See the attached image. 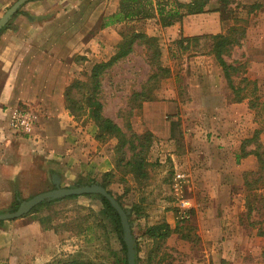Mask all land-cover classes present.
Returning a JSON list of instances; mask_svg holds the SVG:
<instances>
[{"label": "crops", "instance_id": "crops-1", "mask_svg": "<svg viewBox=\"0 0 264 264\" xmlns=\"http://www.w3.org/2000/svg\"><path fill=\"white\" fill-rule=\"evenodd\" d=\"M16 1L0 0V14ZM119 2L31 0L0 30V211L46 192L49 183L99 182L103 174L114 171L111 151L95 140L93 124L82 125L70 115L64 92L76 77L77 56L86 64L95 38L105 46L101 56L105 52L109 57L122 36L139 23L101 27L94 39H89L90 20L107 21L118 12ZM146 22H152L168 41L180 33L184 37L221 33L220 14L215 11L187 16L166 28L157 19ZM190 63V68L196 64V74L190 76L189 87L204 91L200 97L206 103L198 101L199 113L210 119L188 129L195 133L192 138H170L175 131L172 124H153L154 116L176 107L169 101L171 92L165 91L157 101L142 104L144 125L134 128L138 134L150 132L159 143L160 158L168 156L173 174H183L179 189L187 202L186 219H180L183 210L177 203L157 201L151 205L145 201L151 195H144L135 185L133 203L143 212L132 215L130 225L139 248L137 264H264V225L250 227L244 222V201L234 189L243 187L245 173L258 169L254 155L237 160L241 142L236 136L244 101L228 103L226 82L213 57L212 75L205 67L206 60ZM21 106L30 108L36 118L30 136L13 135L7 127L10 114ZM179 129L186 131L184 126ZM207 132H212L210 141L203 139ZM74 203L87 206L83 200ZM68 207L69 202L55 210L44 207L0 224V264L87 260L124 264L120 243L112 232L107 245L96 244L98 259L84 252L85 231L72 234L68 229ZM161 223L167 224L171 233L157 249L145 230Z\"/></svg>", "mask_w": 264, "mask_h": 264}, {"label": "rangeland", "instance_id": "rangeland-1", "mask_svg": "<svg viewBox=\"0 0 264 264\" xmlns=\"http://www.w3.org/2000/svg\"><path fill=\"white\" fill-rule=\"evenodd\" d=\"M8 8H6L0 14V17ZM215 9L216 3L213 0L212 4L208 8L210 11L208 13L214 12ZM218 13L220 14V34L229 37H235L237 40V43L233 45L231 49L230 56L225 58L226 62L232 65L240 66V71L244 72L243 74L240 72L241 76L248 77L249 80L254 81L256 84V93L252 97H254V99L256 98L257 106L253 109H250L248 108L247 101H244L243 105L242 123H239L240 131H237L238 136H236V138L242 142V140L251 138L255 130L264 126V106H261V104L264 103V0H233L227 9L223 10L222 13L221 11H218ZM90 21L91 33L89 39H94V35L98 33L104 21L101 18H93ZM146 21L147 20H145V22L140 21L135 25L134 30L140 31L146 36L156 39V48L152 47V51L155 52L157 48L159 49L160 66L170 70V76L168 78L160 79V81L155 84V88H153L150 93L151 96H153V100L148 102L157 101L160 99V96H165V91H169L171 92L168 93L169 101H173V103L176 105L175 108L168 110L167 112L160 115V117L157 118V116H154L153 124H172L173 128L175 129V131H172L170 135V138L172 139L183 140L189 137L192 138L195 133L192 132L193 129L189 131L188 129L193 128L194 125L205 122V120L208 118L210 119V116H202L199 113L201 106L198 101L201 100V94L205 93L204 91H200L198 87H189L190 76L192 74H196L194 73L196 64L193 63L191 68L189 65L193 60H206L205 67L210 71V75H212L213 56L212 54H209V41L202 39L196 47H192L189 51L179 52L173 46L174 40L168 41L167 38L162 35L159 29L155 28V25L152 22ZM180 35L183 36L181 33L178 34V36ZM104 47V44L95 38L93 47L88 50L89 56L86 57L87 63L85 64V62L80 59V56H77V60L75 61L77 65V71H75L76 77L74 80H77L82 84L87 83L89 81L92 67L96 63L109 60L110 56L112 55L108 57V54L104 52L103 56H101L102 51L105 49ZM115 51L116 48L114 53ZM98 52L101 53L99 54ZM151 54V50L147 51L144 46L134 45L133 52L129 55V57L121 63L115 64L106 73H104L102 78L100 100L103 104V113L124 131L126 125H129L131 130L138 134L134 129L135 126L144 125L141 117L142 112L140 109H135L130 113V104H128V98L132 92L140 90L141 86L145 84L148 76L151 74L152 71L149 64ZM218 69L222 73L219 66ZM233 80L236 83L239 82L238 77L237 79L234 77ZM250 88L251 87H249V89ZM226 91L227 95L229 96L231 92L227 85ZM172 95L173 97H171ZM76 98L79 99V97ZM196 102H198L197 105ZM201 102L202 104H205L206 100H201ZM228 103L230 102L228 101ZM85 112L86 111L81 110L77 113V118H74L73 116L72 117L76 122L81 123L82 125H88L89 123L94 125L90 116ZM182 126L185 127L186 131H181L179 129L180 127L182 128ZM96 134L97 128L95 136ZM258 138V142L260 144L258 147V152L262 155V159L264 160V131L259 135ZM203 139L208 141L212 140V132L203 134ZM99 143H101L102 146L107 149V151H111L110 156L114 166V148L117 145V140L115 138H109V140L107 139L106 141ZM158 151H160L159 143L154 137L151 148L147 155L149 167L147 169V177L144 180L146 184L143 182L142 193L144 195H151L149 197L147 196L145 200L151 205L157 203V201H166L169 204H176L177 202L174 199L172 193V178L174 176L172 163L170 162L168 156L161 159V154L158 153ZM110 172H114L115 175L113 178H111L109 183L106 181L107 190L112 193L114 198L116 197L121 201L124 208L129 210L131 204H133L134 200L136 199V197L134 198L136 194L134 195L131 191H129L127 197L121 198V195L125 191L135 190L136 184L130 177V174L125 176L127 178L126 183H122L120 181L121 174L119 172ZM92 181L95 180L91 179L89 181H79L68 186H61L59 183L58 186L60 188H76L90 185H99L101 179L99 182L95 181L97 184H91ZM128 181H130L132 184ZM55 188V184L49 183L46 192ZM251 188L252 189L250 190L244 188V186L234 188L235 193L237 195L241 194V200L244 201L242 219L250 227H255L258 225L262 226L264 225V177L262 178L261 182L252 185ZM184 192H186V189ZM78 200H83L87 206L76 205L74 202ZM65 202L70 203V207L65 210L67 212L66 217L68 218L67 226L72 234L78 231L83 232L87 226H92L93 223L100 221L99 211L101 209V205L98 198L96 197L79 196L74 199H63L60 201L54 200L46 202L48 204L42 205L36 210L42 209L44 207L55 210L56 207L61 208L62 204ZM246 202H249L250 210H248ZM18 206L16 208L11 207L9 210L0 211V214L14 212ZM133 218L134 217L131 215V220H133ZM91 233L92 232L85 231V233L82 235L84 237V239L82 238V242L83 246L85 247L84 252H86L87 255L93 256L96 260L98 259L96 257V244H101L102 246V238H100L101 231L94 226L93 235ZM97 240H99V243ZM95 264L98 263L95 261Z\"/></svg>", "mask_w": 264, "mask_h": 264}, {"label": "trees", "instance_id": "trees-1", "mask_svg": "<svg viewBox=\"0 0 264 264\" xmlns=\"http://www.w3.org/2000/svg\"><path fill=\"white\" fill-rule=\"evenodd\" d=\"M119 10L116 14L112 15L103 22L101 27L108 25L118 24L122 22H140L145 20L157 19L162 28L171 27L175 24L181 23L183 18L190 15H197L210 12L207 8L210 1L213 0H191L184 3L180 0H119ZM216 3L215 12L222 13L227 9L233 0H214ZM16 11L15 14L18 13ZM104 21V20H103ZM204 39L209 41V54H212L217 65L220 67L224 80L231 94L228 96L230 103H241L243 101L248 102V108L253 109L257 106L256 98V84L254 81L248 79V77L241 76L244 72L240 71V66L227 63L225 58L230 56L233 45L237 42L235 37L225 36L223 34L217 35H202L195 37H183L178 36L173 41L174 48L179 52H187L192 47H196L200 40ZM155 38L146 36L140 31L131 30L130 32L122 36V40L118 43L115 53L105 62L96 63L90 73L89 81L82 84L77 80H73L65 89L64 98L66 102V108L70 115L77 118L79 111H86L90 116L92 122L97 128V134L95 139L99 142H104L109 138H115L117 145L114 148V171L121 174L120 181L126 183V177L130 174L132 180L136 183L137 187L143 189V182L147 177V169L149 164L147 162V155L154 140V136L150 132H144L143 134H136L131 130L129 125H126L125 131L121 129L114 121L106 117L103 113V104L100 100L101 81L110 68L115 64L121 63L129 57L133 52L134 45L144 46L147 51L151 50L150 55V68L151 74L148 76L145 84L141 86L140 90L134 91L128 98V104L130 113L135 109H140L144 102L152 101L151 91L155 88L160 79H165L170 76V70L160 66L159 63V49L154 52L152 47L156 48ZM151 48V49H150ZM241 72V74H240ZM238 77L239 82L236 83L233 78ZM150 85V86H147ZM249 87H251L249 89ZM76 97H79L76 98ZM253 99V100H252ZM264 106V103L261 104ZM86 110H85V109ZM264 131V126L253 132V135L249 139L242 140L240 146V153L237 156V160L244 158L247 155H254L257 159L258 169L256 172H249L244 174V188L252 189L251 186L261 182L264 177V160L262 155L258 152L259 135ZM114 172H107L101 176L99 185L103 187L112 197V193L107 190V182H110L114 176ZM91 184H97L92 181ZM146 184V182H144ZM90 185V184H88ZM128 191L122 193L121 198L128 196ZM85 197L98 198L101 209L99 211L100 221L95 222L92 226H87L85 231L94 232V226L101 231L102 242L108 243L109 233L112 232L117 237L122 252L123 263L126 261V248L123 242V229L122 223L115 209L110 203L102 196L98 195H83ZM79 196H70L63 199H74ZM115 200L120 204L122 209L127 215L128 222L131 225V215L140 216L142 210L136 207L133 203L130 209L123 207L121 201L115 197ZM48 203L43 202L40 205L32 209L28 214L36 211V209L42 205ZM19 203L15 202L13 208L17 207ZM248 210H250L249 202H246ZM3 222H0L2 224ZM171 233L167 224L161 223L155 226L146 228L145 234L156 241V248L160 249L163 241ZM99 239V238H98ZM91 240V238H90ZM139 248L135 245V261H138ZM72 264H93L90 260L86 262L72 261Z\"/></svg>", "mask_w": 264, "mask_h": 264}, {"label": "water", "instance_id": "water-1", "mask_svg": "<svg viewBox=\"0 0 264 264\" xmlns=\"http://www.w3.org/2000/svg\"><path fill=\"white\" fill-rule=\"evenodd\" d=\"M31 0H17L13 3L0 17V29H2L16 11L25 3ZM59 182L55 183L56 188L44 193H41L28 201L20 202L18 208L11 213L0 214V222L15 220L27 215L32 209L43 202H50L70 196H83V195H98L104 197L110 205L115 209L122 223L123 229V242L126 248V261L127 264H137L135 261V243L131 234V226L128 218L120 204L100 185H90L76 188H60ZM72 264V263H69Z\"/></svg>", "mask_w": 264, "mask_h": 264}, {"label": "built area", "instance_id": "built-area-1", "mask_svg": "<svg viewBox=\"0 0 264 264\" xmlns=\"http://www.w3.org/2000/svg\"><path fill=\"white\" fill-rule=\"evenodd\" d=\"M36 118L32 110L25 106H21L13 110L10 114L7 124L8 130L13 135L18 136H30L35 128ZM184 182L183 174H174L172 189L176 192L174 195L178 207L183 210L180 213V219H186L187 202L180 194L181 185Z\"/></svg>", "mask_w": 264, "mask_h": 264}]
</instances>
